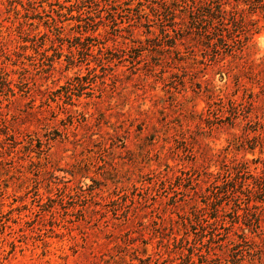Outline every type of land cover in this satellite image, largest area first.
<instances>
[{
	"label": "rangeland",
	"instance_id": "1",
	"mask_svg": "<svg viewBox=\"0 0 264 264\" xmlns=\"http://www.w3.org/2000/svg\"><path fill=\"white\" fill-rule=\"evenodd\" d=\"M0 264H264V0H0Z\"/></svg>",
	"mask_w": 264,
	"mask_h": 264
}]
</instances>
